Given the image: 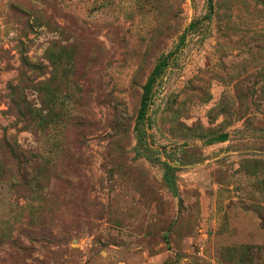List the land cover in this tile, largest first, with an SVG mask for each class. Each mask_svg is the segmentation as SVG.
<instances>
[{"label":"rangeland","instance_id":"rangeland-1","mask_svg":"<svg viewBox=\"0 0 264 264\" xmlns=\"http://www.w3.org/2000/svg\"><path fill=\"white\" fill-rule=\"evenodd\" d=\"M5 137L0 264H264V0H0Z\"/></svg>","mask_w":264,"mask_h":264},{"label":"trees","instance_id":"trees-1","mask_svg":"<svg viewBox=\"0 0 264 264\" xmlns=\"http://www.w3.org/2000/svg\"><path fill=\"white\" fill-rule=\"evenodd\" d=\"M186 34L183 36V39H182V45H184L185 43V40H186ZM166 65L167 63L166 62H163L159 65L156 66L153 74L151 75V77L149 78V81H148V85L146 86V92H147V96L144 97L143 99V103H142V108H141V111H140V114H139V119L140 121L141 120H145L146 117H147V113H148V109H149V103L150 101L152 100L153 98V94H151V86L155 83V80L156 78L159 76V77H163V75L165 74V68H166ZM11 91H13L11 93V103H13V105L17 106L18 103H17V96L15 94V90L14 88H11ZM226 138H223L222 141H225ZM0 142H1V146L5 147L8 143H10L8 141V139L5 137V138H2L0 139Z\"/></svg>","mask_w":264,"mask_h":264}]
</instances>
